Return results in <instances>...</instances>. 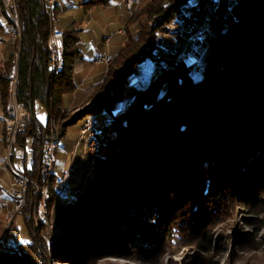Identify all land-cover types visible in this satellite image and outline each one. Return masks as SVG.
I'll use <instances>...</instances> for the list:
<instances>
[{
    "label": "trees",
    "instance_id": "obj_1",
    "mask_svg": "<svg viewBox=\"0 0 264 264\" xmlns=\"http://www.w3.org/2000/svg\"><path fill=\"white\" fill-rule=\"evenodd\" d=\"M206 1L139 0L132 5L123 45L103 79L113 78L105 96L91 99L60 124L63 136L84 118L107 113L100 140L104 150L93 174L64 197L56 214L58 231L48 246L57 258L86 264L112 256L108 247L123 248L125 242L154 246L186 229L204 234L231 202L251 206L262 201L264 0H220L215 11L222 7L221 19L212 16L211 34L195 44L189 37ZM54 8L55 1L50 7L48 0H13L11 8L21 32L16 93L32 120L18 135L9 160L29 179L19 212L29 242H19L11 224L6 234L10 249L0 244V264H24L26 256L32 264H48L29 216L41 181L50 111L58 118L63 95L75 89L74 49L80 45L78 31L62 32V70L51 72L47 41ZM172 34L177 43L162 46L163 37ZM7 82L8 76L0 75L4 104ZM127 84L132 88L124 95ZM35 101L47 112L44 123L35 116ZM15 146L23 150L21 168L13 165ZM48 182L53 197L58 178L50 174Z\"/></svg>",
    "mask_w": 264,
    "mask_h": 264
},
{
    "label": "rangeland",
    "instance_id": "obj_2",
    "mask_svg": "<svg viewBox=\"0 0 264 264\" xmlns=\"http://www.w3.org/2000/svg\"><path fill=\"white\" fill-rule=\"evenodd\" d=\"M11 1H12V6H13V0ZM125 3H126V8L128 10V17H129V15L132 14V11H131V8L129 10L128 0H126ZM138 3H139V0L133 3L132 5H137ZM52 5L53 4H50V7ZM0 6L6 11H8L10 22L13 24L14 27L17 26L19 30L20 27L18 26L17 22H15L16 20L14 21L13 16H11L12 6H9V0L7 1L3 0V3L2 5L0 4ZM222 10H223L222 7H220L218 11H215L213 18L220 20L221 19L220 17H222L223 15ZM51 23H52V31H54L55 29H57L61 33L65 31V30L61 31L55 27L52 17H51ZM200 23H201V20H200ZM66 30H70V29H66ZM209 30L211 31V26ZM52 31L50 32V35L48 37L47 44H50V38H52ZM75 31H78V30H75ZM210 31H203L202 37H204V35H210L211 34ZM10 34L11 33H8V38L10 39L15 49L14 51L15 61L12 64L11 69L13 66H15L16 79H17L18 54H19V48H20L21 32H19V36H17L18 33H16V35H13V34L10 35ZM121 34L124 35V28L121 30ZM172 35L171 36L165 35L163 37L162 46H165V45L171 46L172 43H177L173 39L174 34ZM190 38H192V35L189 37V39ZM62 41H63V34H62ZM185 41H186L185 44H187L188 39H186ZM108 42L109 40H105V47L100 52L110 53L111 57H110L109 62H107L106 64L94 62L95 64H102L106 68L108 67L112 58L117 53L118 49L123 45L122 43V45L119 46V48H117L116 53H113V52L111 53ZM63 52H64V48H63ZM63 52L61 56L62 62H63ZM48 55H49V48H48ZM53 73L56 74L55 72ZM7 76H8V82H7V89L5 92L6 95H5V104H4L5 107H4L3 116L7 113L6 107H7L8 98H9V94H8L9 84H10L9 73L7 74ZM112 80H113L112 76L108 77L106 79V82L102 83L101 87L98 88L96 91L89 94L87 98L83 101V103H81V105L79 106H74L69 109H62L60 105V109H59L60 116L58 118L53 114V111L51 110L50 116H49V123H48L49 125H48V130L46 133V138L49 137L51 133H57L63 144V138L66 134V131L64 132V135L62 136L60 124L63 123L65 120H67L69 117H71L73 113H75L76 111L83 109V107L87 105L91 99H94L95 97H99V96L103 98L105 96V91L109 89V86ZM103 86L104 88H102ZM16 87H17V82H16ZM125 87L126 88L123 93L124 95L127 92L129 93V91H127V88L128 87L130 88L131 85L127 84ZM164 87H165V84L161 86V89ZM16 91H17V88H16ZM26 109L30 112L32 116L31 110L28 109L27 107ZM34 113H35V116L38 118V120H40L43 123L46 121L47 112L44 109V107L38 102L35 103ZM88 118H91V117L84 118L81 121V124L80 122H77L76 124L70 126L69 128H71V130H75L76 128L82 126ZM99 118L101 117L98 116L96 118H93L92 120L94 119L98 120ZM26 127L24 131L26 130ZM23 132L18 133L15 136L16 137L15 142L17 140L18 135L22 134ZM5 133H6L5 125L3 123V158L5 159V162L0 164V170H4L6 172L7 179L3 180L0 177V183L5 188L4 193L1 194V196L7 197V189L9 188L10 181H11V175L8 172V168L10 166L9 159H10L12 151H10V153L7 152L9 148L10 140L8 141L5 139L6 138ZM81 136L82 138H80ZM102 136L99 138V141L101 140ZM88 137H89L88 132L78 131V136L75 139L73 148L71 150L70 160L68 164L69 167L72 166V164H76L77 162L81 161L82 157H84L82 160L83 165L86 166L88 164V161H89L88 156L90 152L92 151L91 150V140H90L91 137L90 138ZM15 142L12 144L11 146L12 148ZM77 142L79 143V145L76 147ZM75 148L78 149V152L76 154L73 153ZM103 150H104V146L102 148V145H101V149L98 155H100ZM14 151H15V155L13 159V165L17 168H21L22 160H23L22 159L23 150L15 146ZM71 155L73 158L71 157ZM7 158L9 162L7 163V166H6ZM29 158H30V154L27 153V157H26L27 163L29 161ZM66 165H67V162H66ZM53 167L54 166H52V173L54 170ZM76 172H78V170H75V175L78 176L79 174L77 175ZM86 177H87L86 173L85 172L83 173L81 171H80V175L78 178L76 177L74 178V175H72L71 179H69L70 181L69 187L66 188V190L71 187V181L74 182V180L80 178V180H78L76 183L78 185V183L82 182L84 179H86ZM41 186H42V180L40 181V184L35 189V196H34V200H33L32 207H31V213L29 216L31 227L34 230V232L37 233L38 238L40 239L41 243L45 247L44 251H45L46 256L48 257V264H73L71 261H68L66 258H62V259L57 258L54 254V247L51 245V243L49 244V246L45 245V242H48L50 239L56 237V234L58 231V224L55 218H56V214L61 209V205L64 200V194H63V200L61 202L60 201L56 202L55 201L56 193L53 194V196L55 195L53 199L50 189L48 187L49 193H50V199L52 198L53 202L52 200H50L49 202L46 203L45 212L43 216H49V221H53V225H52V232L47 233V229L44 228L45 219H41L44 225L38 223L40 219L36 218L38 217V213L37 212L35 213L34 206H33L35 204V201L37 200L38 190L41 189ZM48 186H49V182H48ZM27 188H28V183L26 185L25 198L27 195ZM77 194L78 193H76L75 195ZM25 198H24L23 204L17 210L15 209L16 206L14 202L0 203V204H3V205H0V244H2L3 247H5L7 250L10 248L8 247L6 243L7 242L6 234L11 224L16 226L18 229L19 242L21 243L29 242V236L27 235V229L22 221V216L19 214V212L22 210L24 206ZM130 217H134V216H129V218ZM108 248H110V252L112 253V256L103 255L101 257H97V258H94L88 261V263L86 264H264V196H262V201L259 202L257 205L243 206L240 203V201L231 202L229 207L226 209L225 213L222 215H219L216 218L215 224L212 225V227L209 228L204 234L194 233L186 229L185 232H182V233L180 232L178 235L176 234L173 237V239L165 240L162 245L159 244V245H154V246H145L144 244L133 245L132 242H125L123 248H117V247H114V248L108 247ZM110 252L106 251L101 254H108ZM26 257H27L26 258L27 260H26V263L24 264H32L29 257L28 256Z\"/></svg>",
    "mask_w": 264,
    "mask_h": 264
},
{
    "label": "crops",
    "instance_id": "obj_3",
    "mask_svg": "<svg viewBox=\"0 0 264 264\" xmlns=\"http://www.w3.org/2000/svg\"><path fill=\"white\" fill-rule=\"evenodd\" d=\"M89 1L91 0H55V8L52 14L55 27L61 31L66 29L78 30L80 39V45L74 49L75 89L72 93L63 95L61 103L62 109H69L81 105L89 94L101 87L107 68L102 64H95L92 59L95 54L104 49L105 40H109L108 43L111 53H116L117 48L123 43L121 30L128 20L126 0H99L94 5L87 4ZM12 27L13 24L10 22L8 11L0 6V75L6 77L9 73L10 84L8 94L11 93L10 90L14 91L11 80V66L15 61V57L13 45L8 38V33H10ZM138 83L140 87L144 85L142 80H139ZM37 102H34V106ZM4 107L0 86V162L2 163L5 162L3 158ZM98 115L99 113L95 118ZM78 128L75 130H71L69 127L67 128L62 147L56 152L53 173L57 178L69 167L70 154L74 141L78 136ZM110 131H107V136L111 135ZM103 137L105 138V136H102L101 140ZM8 162L7 158L6 166ZM0 177L3 180L7 179L4 170H0ZM77 181L78 179L74 180V182L71 181L72 187L64 192V197L73 195L76 192ZM4 189V186L0 184V195L4 193Z\"/></svg>",
    "mask_w": 264,
    "mask_h": 264
},
{
    "label": "built area",
    "instance_id": "obj_4",
    "mask_svg": "<svg viewBox=\"0 0 264 264\" xmlns=\"http://www.w3.org/2000/svg\"><path fill=\"white\" fill-rule=\"evenodd\" d=\"M55 0H48L49 6L53 4ZM138 0H128V7L129 10L133 3L137 2ZM217 0H211V4L209 8H213V14L216 10ZM9 6H12V1L9 0ZM208 21H212V16H208ZM203 30H208V25H198L195 31L192 34L191 40L194 41L195 44H200L202 41ZM20 31V28H19ZM12 34V33H11ZM186 42V41H185ZM49 48V69L51 71H56L58 73L59 68V60L62 56L63 52V41H62V33L59 32L57 29L52 31V38H50V44H47ZM110 53L109 52H98L94 55L92 61L96 63H107L110 60ZM11 80L13 82V89H14V98L11 101V109L9 115H4L5 119V128H11V144L8 151H12V144L15 142V136L18 133L24 131L26 125L31 121L32 116L30 112L26 109L25 104L19 100H17V93H16V68L15 66L12 67L11 72ZM107 113H101L99 116L101 117V125L103 121L106 119ZM93 117L88 118L87 121L79 127L78 131H92V130H100V134H104L101 132L100 129H91V121ZM96 140L91 141V145L95 146ZM62 145H60L59 136L57 133H51L49 137L46 138L44 147H43V154H42V161L40 167V175L41 180L44 182V194L40 197V206L38 208V217L37 219H45V227L48 232H52V225L53 221H49V216H43V203H47L50 199L49 189L47 187V174H54L52 173V166L55 165L56 162V152L60 149ZM2 164V162H0ZM11 181L10 186L7 189V197L0 195V203H10L14 202L16 206V210L23 204L26 192V185L29 182V179L13 168V173H10ZM67 178H70L68 168L65 169L60 176L58 177L57 183V190L55 192H64V186L66 183ZM1 184V183H0ZM55 194V193H54ZM55 196V195H54ZM53 196V197H54ZM45 245L48 246V242H45Z\"/></svg>",
    "mask_w": 264,
    "mask_h": 264
},
{
    "label": "bare ground",
    "instance_id": "obj_5",
    "mask_svg": "<svg viewBox=\"0 0 264 264\" xmlns=\"http://www.w3.org/2000/svg\"><path fill=\"white\" fill-rule=\"evenodd\" d=\"M7 1V0H6ZM217 3H220V0H217ZM6 4H7V2H6ZM210 4H211V0H207L206 1V3H205V6H204V10H203V13H202V17H201V23H200V25H208V30H203V31H210L209 30V28H210V26H211V23H212V21H208V16H213V8H209L210 7ZM218 5L219 4H216V8L218 7ZM17 25V24H16ZM19 30H18V27L17 26H13V28L10 30V33H12L13 35H16V33H18V35L17 36H19ZM211 32V31H210ZM11 35V34H10ZM14 37V36H13ZM62 64H63V62H62V59H61V57H60V60H59V68H58V72L61 70V68H62ZM52 73L53 72H55L56 73V71H51ZM11 91V93L9 94V98H8V104H7V107H6V114L5 115H9V112H10V109H11V101H12V99L14 98V91L13 90H10ZM106 120H107V117H106V119H105V121H103V123H102V125H101V118H99L98 120H92L91 121V129H100V127H101V132H103L104 131V126H105V122H106ZM3 121H4V125H5V119H4V117H3ZM87 121V120H86ZM85 121V122H86ZM5 131H6V133H5V136H6V140H10L9 141V148H10V142H11V128H5ZM85 132H87V131H85ZM83 134V133H82ZM85 134V133H84ZM88 135H89V137L88 138H90V140L91 141H94V140H96V143H95V146L94 145H91V152H90V154H89V161H88V164L86 165V166H84L83 165V158L84 157H82L80 160L81 161H79V162H77L76 164H72V166H70L69 168H68V170H69V174H70V178H67V180H66V183H65V186H64V191L66 190V188H68L69 187V179H71V177H72V175H74V178L76 177V178H78L79 177V172L81 171V172H85L86 173V175L87 176H90L91 174H92V172H93V166H94V164L96 163V160H97V158H98V154H99V151H100V149H101V145H100V141H99V138L103 135V134H100V130H92V131H88ZM10 136V137H9ZM80 138H82V136L80 137ZM60 140V139H59ZM88 141V140H87ZM79 142V141H78ZM76 143V147L79 145V143ZM60 145H62V141L60 140ZM76 150H77V148H75V150H74V154H76ZM9 153V152H8ZM73 158V157H72ZM72 158H71V160H72ZM78 170V172H76V174L78 175V176H76L75 175V170ZM8 171H9V173H13V168L11 167V166H9V168H8ZM49 175L50 174H47V181H48V178H49ZM47 187H48V185H47ZM43 194H44V182H43V184H42V186H41V189L40 190H38V196H37V200L35 201V204L33 205L34 206V211H35V213L37 212L38 213V208L37 207H39L40 206V197H42L43 196ZM63 194H64V192H56V199H55V201L57 202V201H62L63 200ZM61 204V203H60ZM45 206H46V203H43V214H44V212H45ZM47 212V211H46ZM41 220V219H40ZM39 220V221H40ZM41 222H42V220H41ZM45 222V221H44ZM43 223V222H42ZM56 229V228H55ZM48 236V235H47ZM49 238V237H48Z\"/></svg>",
    "mask_w": 264,
    "mask_h": 264
}]
</instances>
